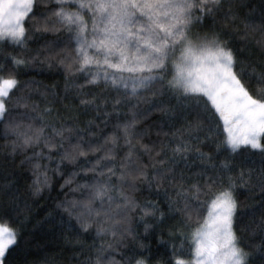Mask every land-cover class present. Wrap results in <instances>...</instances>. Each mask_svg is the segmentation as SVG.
<instances>
[{
  "label": "snow or ice",
  "instance_id": "1",
  "mask_svg": "<svg viewBox=\"0 0 264 264\" xmlns=\"http://www.w3.org/2000/svg\"><path fill=\"white\" fill-rule=\"evenodd\" d=\"M0 137V264L45 193L74 264H264V0H0Z\"/></svg>",
  "mask_w": 264,
  "mask_h": 264
},
{
  "label": "trees",
  "instance_id": "2",
  "mask_svg": "<svg viewBox=\"0 0 264 264\" xmlns=\"http://www.w3.org/2000/svg\"><path fill=\"white\" fill-rule=\"evenodd\" d=\"M28 75L35 76V72H29ZM47 83H51L53 78L41 77ZM3 143V138L0 137V144ZM210 150V149H208ZM4 149H0V162L12 163L7 157L3 156ZM19 156L16 157V161H19ZM2 166V165H0ZM23 170H27V165L22 166ZM28 179H31L29 174ZM65 188L63 192H67ZM63 192L59 191V182L56 183L51 196L57 195L63 196ZM48 193H45L44 197H41L38 201H30V207L22 208V212L26 219L23 221L22 237L20 243L12 248L9 253L6 254L4 264H74L71 253L73 248L68 245L63 237L62 232L56 225V221L45 217V213L48 211L47 205L51 203V200L46 199ZM260 195L255 190L252 192H245L238 190L237 199L243 202L244 213L242 222L247 223L251 218L248 215V206L254 205L255 201L260 200ZM3 197L0 196V201ZM3 205L0 204V213H2ZM21 210H18L17 214H20ZM261 213L257 211L256 218H259ZM0 219H8L9 223L16 225L17 221L15 216L3 217L0 215ZM143 226L140 225L142 231ZM166 235V233H165ZM247 235V233H245ZM146 241L151 242L153 248L159 247L156 239L152 235H146L143 237ZM259 260V257H256Z\"/></svg>",
  "mask_w": 264,
  "mask_h": 264
}]
</instances>
